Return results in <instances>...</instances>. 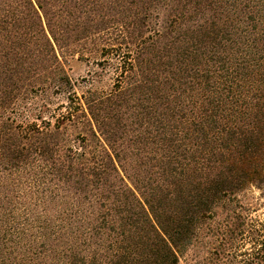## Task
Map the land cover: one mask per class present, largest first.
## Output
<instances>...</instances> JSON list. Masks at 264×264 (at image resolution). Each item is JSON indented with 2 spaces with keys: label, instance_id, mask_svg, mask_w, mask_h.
Wrapping results in <instances>:
<instances>
[{
  "label": "trees",
  "instance_id": "1",
  "mask_svg": "<svg viewBox=\"0 0 264 264\" xmlns=\"http://www.w3.org/2000/svg\"><path fill=\"white\" fill-rule=\"evenodd\" d=\"M250 188L264 0H0V264H264Z\"/></svg>",
  "mask_w": 264,
  "mask_h": 264
},
{
  "label": "rangeland",
  "instance_id": "2",
  "mask_svg": "<svg viewBox=\"0 0 264 264\" xmlns=\"http://www.w3.org/2000/svg\"><path fill=\"white\" fill-rule=\"evenodd\" d=\"M65 66H66V70L68 74L70 75V77L76 82V85H79V86L83 84L84 80L88 79L89 74L92 73L96 68L95 65L91 62H86V61L80 62V61H76L75 59L68 61V64ZM109 82H110L109 78L102 77L99 79L98 86L100 88H106ZM77 92L79 93V91ZM63 99L64 98L62 97L61 98L55 97L54 104H57L58 102L63 101ZM36 101L40 102L41 98L37 99ZM246 194L254 197L253 198L254 202H258V203L263 202V205L256 206V209L253 212V214L258 215L259 217L264 219V200L257 198L259 197V190L256 188H250ZM257 199L259 200L257 201ZM179 264H200V243L197 244L192 249L191 252L186 254L185 257H183L180 260Z\"/></svg>",
  "mask_w": 264,
  "mask_h": 264
}]
</instances>
